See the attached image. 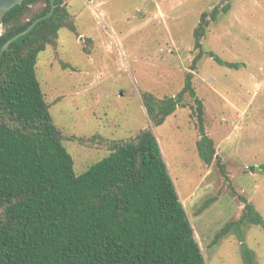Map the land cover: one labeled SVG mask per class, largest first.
<instances>
[{"label":"rangeland","instance_id":"1","mask_svg":"<svg viewBox=\"0 0 264 264\" xmlns=\"http://www.w3.org/2000/svg\"><path fill=\"white\" fill-rule=\"evenodd\" d=\"M62 6L76 31L62 28L39 54L36 70L74 172L84 174L114 144L149 129L206 264H244L236 233L212 242L239 219L242 197L264 216V174L250 169L264 164V0H62ZM214 10L217 19L210 21ZM203 15L210 24L197 48ZM210 52L238 67L218 64ZM187 75L223 170L198 155L189 94L159 126L143 106L145 92L159 100L179 95ZM243 231L264 264V230Z\"/></svg>","mask_w":264,"mask_h":264},{"label":"trees","instance_id":"2","mask_svg":"<svg viewBox=\"0 0 264 264\" xmlns=\"http://www.w3.org/2000/svg\"><path fill=\"white\" fill-rule=\"evenodd\" d=\"M39 4L42 9L30 15ZM50 11L51 0H25L7 12L0 53L7 41ZM217 14L214 10L209 20ZM210 21L203 15L194 32L197 48ZM62 28L76 31L62 0H55L53 15L13 41L0 57V264H206L152 131L114 144L110 155L84 174L74 172L36 70L39 54L55 44ZM208 55L220 65L238 67ZM186 93L194 101L198 155L206 165L216 159L223 170L191 75L176 97L159 100L145 92L141 99L159 126ZM250 169L264 174V164ZM241 200V216L223 226L212 246L234 232L244 264H258L243 228L264 230V216Z\"/></svg>","mask_w":264,"mask_h":264},{"label":"water","instance_id":"3","mask_svg":"<svg viewBox=\"0 0 264 264\" xmlns=\"http://www.w3.org/2000/svg\"><path fill=\"white\" fill-rule=\"evenodd\" d=\"M23 1H25V0H0V35H1V29L3 27L4 17L6 15V13L9 12L14 7H16L17 5H20ZM54 11H55V0H51V11L45 17H42V18L36 20L31 26H29V28L27 30L15 35L9 41H7L1 50L0 57L9 48V45L13 41H15L18 38L27 34L38 22L44 20L45 18L51 17L53 15Z\"/></svg>","mask_w":264,"mask_h":264},{"label":"bare ground","instance_id":"4","mask_svg":"<svg viewBox=\"0 0 264 264\" xmlns=\"http://www.w3.org/2000/svg\"><path fill=\"white\" fill-rule=\"evenodd\" d=\"M185 203H186V201H185ZM185 207V206H184Z\"/></svg>","mask_w":264,"mask_h":264}]
</instances>
